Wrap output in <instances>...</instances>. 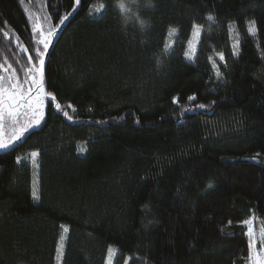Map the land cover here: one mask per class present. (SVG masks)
<instances>
[{"label":"trees","instance_id":"16d2710c","mask_svg":"<svg viewBox=\"0 0 264 264\" xmlns=\"http://www.w3.org/2000/svg\"><path fill=\"white\" fill-rule=\"evenodd\" d=\"M72 7L0 0V66L22 87L26 56L42 48L32 27ZM193 23L203 31L188 60ZM50 49L45 89L76 112L48 107L0 152V264H55L65 229L61 264H105L110 247L117 264H246L240 222L264 228V0H81ZM32 151L36 170L16 163Z\"/></svg>","mask_w":264,"mask_h":264},{"label":"snow or ice","instance_id":"6c2138e0","mask_svg":"<svg viewBox=\"0 0 264 264\" xmlns=\"http://www.w3.org/2000/svg\"><path fill=\"white\" fill-rule=\"evenodd\" d=\"M81 0H74L75 7H72L71 10L62 15L58 24L54 27H49L45 30L41 25L36 24L32 27V33H38L39 37L36 39V45H42L41 47H36L34 51L26 56L27 61L31 65L27 69L26 76L28 86L26 88L21 86L19 78L15 75V69H12V66L9 65L7 68H2L3 71L8 72L9 69L12 70V75L8 78L4 76H0V151L7 152L9 151L14 144L21 140L22 137L29 131L34 128H39L42 122L46 117V109L51 107L55 112L60 113L65 119L69 121H73V116L70 114L76 112V108L72 104H67L62 107L61 103L58 101V97L55 93L51 91H46L45 89V64L46 57L49 53V49L55 39L59 27L64 25L65 22L69 19V16L77 10V7L80 6ZM103 7V5H101ZM122 11H127L123 3L119 5ZM97 12L100 9H96ZM206 20L209 22L215 23V19L213 15L209 14L206 17ZM254 21H250L248 25V32L252 37L256 36V30L253 27ZM141 27H146L145 22L141 20ZM231 29V25H229ZM203 30V26L201 24L193 23L192 25V35L199 36ZM172 32H176L175 28L171 29ZM7 36V32L4 33ZM239 47V41L236 40L234 44V49ZM189 48H191V44H189ZM23 51L25 53H29L28 47H24ZM164 51L166 55H170L168 52V45H164ZM184 55L188 60L193 59V55L190 52H185ZM220 61H224L223 53H218ZM35 57V62H34ZM211 60V58H210ZM161 62L157 60V64L159 65ZM213 68L215 70V75L219 79L222 77V73L219 70V66L216 65L214 61ZM196 96L192 95L187 97L188 101H195ZM173 102H178V98L173 97ZM214 103V102H213ZM195 108L205 109L206 105L197 104ZM195 110V109H185ZM6 123L12 127L11 135H8L7 139H5V125ZM97 123L106 124V121H98ZM137 123L139 121L137 120ZM81 152L86 151L85 148L79 149ZM31 157L33 158V163H36L35 157L39 156V152L32 151ZM21 157H16V163H21ZM209 188L212 187L211 184L208 185ZM32 197L34 200H39V196L33 186ZM231 224V221L228 222ZM242 225L247 227L246 235L249 237L248 241V256L246 260V264H264V228H262L259 232V235H256L254 228L253 219H246L240 222ZM62 228L64 226H61ZM67 230V229H65ZM64 237L60 238L61 242H63ZM259 244V247L257 245ZM109 253V264L111 259L112 248L108 249ZM60 259V256H57V260Z\"/></svg>","mask_w":264,"mask_h":264},{"label":"rangeland","instance_id":"374dc122","mask_svg":"<svg viewBox=\"0 0 264 264\" xmlns=\"http://www.w3.org/2000/svg\"><path fill=\"white\" fill-rule=\"evenodd\" d=\"M103 8L104 7H101V4H96L91 9L95 13H100L103 10ZM96 9H100V11L97 12ZM177 36H178V31H176V32H172L171 31L170 32L169 38L167 40V45L169 47L170 46H173V44H174ZM201 37H202V32H201V34L199 36H193L192 35V32H191L190 38H189L188 42L186 43V52H190V54L193 55V59L196 57V55L198 53V48H199V45H200ZM189 44H191V48H189ZM11 132H12V127L6 123V125H5V139H7L8 135H11ZM22 139H23V137L21 138V140ZM21 140H19V141H21ZM19 141H17V142H19ZM21 158H22L21 161H24V162L32 165L35 170L37 169V167H38V161H39V156L34 158L35 161H36V163H33L32 162L33 161V158L31 157L30 154L24 155ZM34 186L36 187V182L34 183ZM254 228H255V224H254ZM255 232H256V235L258 236L257 229H255ZM65 235H66V231L63 230V233L61 234L60 238L62 236L65 237ZM58 243L59 244H58L57 256L59 255L60 256V259L57 260V256H56V258H55V264H61V261H62V258H63V253H64V243H65L64 239H63V242H61V240L59 239V242ZM257 247H259V244L257 245ZM116 262H117V251L114 248H112L110 264H117ZM105 264H109V253H108V251H107V258L105 260Z\"/></svg>","mask_w":264,"mask_h":264},{"label":"water","instance_id":"95a60500","mask_svg":"<svg viewBox=\"0 0 264 264\" xmlns=\"http://www.w3.org/2000/svg\"><path fill=\"white\" fill-rule=\"evenodd\" d=\"M50 48H51V47H50ZM50 50H51V49H49V53H50ZM49 53H48V55H47V57H46V64H45V69H46V65H47V62H48Z\"/></svg>","mask_w":264,"mask_h":264}]
</instances>
